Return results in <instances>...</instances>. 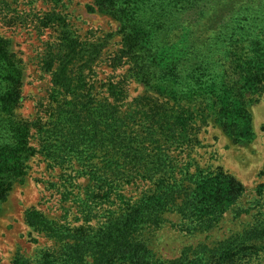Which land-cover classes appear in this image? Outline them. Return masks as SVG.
<instances>
[{"label": "trees", "instance_id": "1", "mask_svg": "<svg viewBox=\"0 0 264 264\" xmlns=\"http://www.w3.org/2000/svg\"><path fill=\"white\" fill-rule=\"evenodd\" d=\"M127 11L117 60L129 69L120 82L97 86L92 75L105 45L82 41L71 28L64 32L65 55L46 61L53 75L46 133L55 143L48 157L71 170L63 175L71 187L75 178H88L86 198L76 201L85 223L106 220L99 230L79 235L68 223L30 212V224L61 246L60 255L46 263L264 264L262 211L244 230L214 244L186 247L173 260L158 258L142 238L144 230L170 222L167 215L178 216L174 227L181 231L210 232L237 204L232 178L210 175L203 181L200 169L191 173L193 161L185 163L171 151L192 148L214 108L234 111L220 102L214 107V100L237 103L249 116L247 95L255 102V95H264V0H141ZM171 52L178 56L165 65ZM128 79L144 87L131 101ZM11 82H0V179L10 161L22 169L28 131L15 112L18 96ZM103 90L106 95H99ZM138 181L152 187L129 199L123 191ZM243 212L248 210L237 215Z\"/></svg>", "mask_w": 264, "mask_h": 264}, {"label": "rangeland", "instance_id": "2", "mask_svg": "<svg viewBox=\"0 0 264 264\" xmlns=\"http://www.w3.org/2000/svg\"><path fill=\"white\" fill-rule=\"evenodd\" d=\"M97 1L65 0L64 5L52 0H0V82L12 81L11 86L16 89L13 92L18 96L15 112L28 130L25 151L20 153L22 169L15 168L10 161L9 172L0 179V183L4 182L0 191V264H23L25 260L47 264L60 255L56 254L60 244L30 224V212L37 211L59 224L68 223L79 235L103 227L100 223L104 218L101 222L94 219L85 223L76 201L78 196L86 198L89 180L75 178L74 187L64 180L63 175L71 170L54 166L48 149L55 150V143L48 141L46 133L51 119L53 85L46 61L65 55L67 48L62 45L67 42L64 33L67 29L74 30L82 41H101L105 45L92 75L98 87L110 79L118 83L127 75L129 65L117 60L122 48V31L127 10L135 8L141 0H105L103 4ZM51 12L60 15L52 17ZM177 56L171 52L157 66L165 59L166 65ZM126 83L129 101L144 92L143 85L130 79ZM104 91L98 94L106 95ZM247 98L249 116L245 115L246 111L236 109L237 103L214 100V107L220 102L222 107L234 111L229 114L214 108V114L198 129L194 146L174 147L171 151L185 163L193 161L191 173L200 169L203 181H210V175H214V180L224 176L232 178L240 195L237 204L207 233L181 231L174 227L179 222L175 215H167L170 222L161 228L144 230L142 238L158 258L173 260L186 247L223 241L251 225L260 211L264 213V194L260 195L264 186V95L260 98L255 95L258 102L252 100L251 94ZM252 133L254 137H247ZM151 187L149 182L138 181L123 192L136 200ZM239 209L248 212L238 216Z\"/></svg>", "mask_w": 264, "mask_h": 264}]
</instances>
